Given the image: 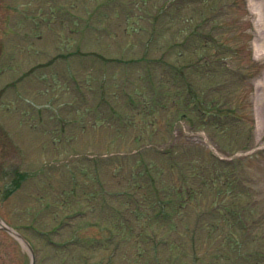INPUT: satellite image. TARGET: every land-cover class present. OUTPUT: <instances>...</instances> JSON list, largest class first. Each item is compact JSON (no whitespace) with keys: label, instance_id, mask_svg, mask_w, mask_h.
I'll return each mask as SVG.
<instances>
[{"label":"rangeland","instance_id":"1","mask_svg":"<svg viewBox=\"0 0 264 264\" xmlns=\"http://www.w3.org/2000/svg\"><path fill=\"white\" fill-rule=\"evenodd\" d=\"M119 1L0 0L2 220L32 244L37 264H85L86 254L92 262L111 258L110 264H229L244 251H258L255 237L264 232V0H248L256 30L253 62L250 15L241 6L235 12L240 33L234 47L239 44L243 55L229 54V95L213 93L230 104L231 115L213 121L201 116V108L212 109L195 105L201 96L188 93L176 72L196 60L193 41L181 49L177 43L187 18L197 25L221 0H207L211 6L178 2L159 23L154 17L166 0ZM219 15L221 30L231 35L232 11ZM216 36L234 43L222 31ZM170 43L175 46L166 49ZM214 45L209 52L216 53ZM164 51L169 54L156 61ZM169 62L176 68H168ZM171 74L177 75L174 82ZM191 78L197 93L217 84ZM151 79L166 95L160 105L151 98ZM128 95H138L140 108ZM172 142L180 164L161 153ZM214 156L235 159L233 168ZM150 168L164 179L149 176ZM16 171L29 174L18 189L17 182L10 184ZM164 183L185 193L169 207L174 218L156 223L151 199ZM192 188L198 194L190 197ZM237 214L252 228L253 241L245 248L238 243ZM153 220L158 235L147 239L150 227L144 224ZM206 221L214 227L208 229ZM162 237L171 242L162 244ZM115 242L119 247L111 256ZM262 243L264 248V237ZM31 258L0 227V264H31Z\"/></svg>","mask_w":264,"mask_h":264},{"label":"trees","instance_id":"2","mask_svg":"<svg viewBox=\"0 0 264 264\" xmlns=\"http://www.w3.org/2000/svg\"><path fill=\"white\" fill-rule=\"evenodd\" d=\"M181 1L182 2H185V1L195 2L198 4L207 2V0H173V2H175V3H178ZM229 2H231L232 5H229ZM206 4L211 6L210 3H206ZM177 5H179V4H177ZM216 6H217L216 8L213 7V9L207 13H212L215 11H217L218 13H222V12L227 13V12L232 11V13H233L232 17L234 19H233L232 25L231 24L230 25L235 31L232 30L231 35H228L227 32L221 30V29H223L225 22L224 21L217 22V20L219 19L218 17H221L219 14H218V17L215 16V18H213V19H211V18L208 19V21H207L208 22V30L207 31H205V29L200 31V28L202 25H199V23L196 25L193 22H191L192 19L187 18L186 20L189 22V25L187 27H185L183 29V31L181 32V36H183L184 39H187V41H186L187 47L186 48L189 47L188 45L191 46V42L193 41L192 46H191V53L195 56V58L199 57L200 55H203V59H202L203 63L202 64L198 63V58H197L194 63L190 62L191 64H189L186 67V68H188L187 71L184 69L185 74L182 77L186 78V81L191 84V85L188 84L189 85V87H188L189 93H191L190 88H193L194 93L197 94V91L195 90V83L193 85L192 83L194 81H192V79H191V77L193 75H195V76H197V79L200 78L204 82L210 81L211 85H212V83H217L215 87H211V86L207 85L206 87L201 88V91H199V93L197 95H213V93L218 92V91H220L218 93L219 95H229L228 92L227 93L225 92L226 91L225 89H227V87H228L227 79L229 78V72H228L229 65H228V63H229V60L231 59V56H229V54L234 53L232 55V59H235L236 57H240L243 55V51L240 50L239 44H236L237 47H234L236 41L239 38V33H240L239 28H238V22L235 20V19H237L238 21L240 20L238 16H235V12L237 11L238 6H240V1L239 0H231V1L230 0H223V1L221 0V2L218 3ZM221 31H222V34H224L226 36H231L230 38H232L234 43L229 44L226 42V40H222L221 38L217 37L216 33L219 34ZM199 38L202 39V41L204 40L203 43L201 44L203 51L199 50V43H198ZM212 43H214L215 44L214 46H216V47H213L215 49L216 53L209 52V50H208L209 47H211ZM181 51L182 50L178 51V55H177L178 59L182 58ZM215 57H216V59L221 60L220 65L219 64L218 65L213 64L214 62L216 63V61H214ZM189 59H193V58L189 56ZM186 60H188V59H186ZM179 70H180V73H182V68H180ZM219 72H220V74H218ZM221 72H223V74H225V76L223 78L215 79L214 76H216V75H218V77L221 76ZM214 80H216V81H214ZM212 81H214V82H212ZM177 93H178L177 95H181L179 91ZM211 105L216 107L219 112H223L224 114H227L228 112L231 111L230 104H228L226 102H225V104H222L220 100L217 103L212 102ZM233 165H234V163H233ZM230 168H233V166ZM229 171H230V169H229ZM231 174L232 173H230L229 175H231ZM155 185H156V183H155ZM170 186H171V184H170ZM170 186H169V190L171 189V191H170L171 194L175 190V191H177L178 195H181V190H179L180 188L175 187L173 185L171 187ZM156 192H157V195H156L157 199H155L156 202L154 201V203L158 207H162L163 204H166L165 202L169 203V201H167V199L161 201V196L158 195V192L160 193L161 190L160 191L156 190ZM170 199H171V197H170ZM224 210L227 211L228 210L227 207ZM226 219H228V220L230 219V215H228L227 213H226Z\"/></svg>","mask_w":264,"mask_h":264},{"label":"water","instance_id":"3","mask_svg":"<svg viewBox=\"0 0 264 264\" xmlns=\"http://www.w3.org/2000/svg\"><path fill=\"white\" fill-rule=\"evenodd\" d=\"M9 229V228H8ZM10 231H12L11 229H9ZM14 233H16V232H14ZM17 235H20V234H18V233H16ZM30 246V245H29ZM30 248L32 249V247L30 246ZM33 251V250H32ZM32 264H35V256L33 255V262H32Z\"/></svg>","mask_w":264,"mask_h":264},{"label":"bare ground","instance_id":"4","mask_svg":"<svg viewBox=\"0 0 264 264\" xmlns=\"http://www.w3.org/2000/svg\"><path fill=\"white\" fill-rule=\"evenodd\" d=\"M2 223L5 224L3 221H1V224H2Z\"/></svg>","mask_w":264,"mask_h":264}]
</instances>
